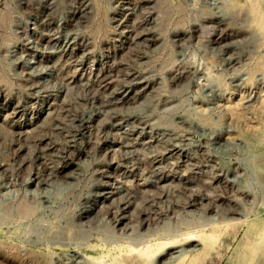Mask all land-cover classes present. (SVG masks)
I'll list each match as a JSON object with an SVG mask.
<instances>
[{
  "label": "rangeland",
  "instance_id": "rangeland-1",
  "mask_svg": "<svg viewBox=\"0 0 264 264\" xmlns=\"http://www.w3.org/2000/svg\"><path fill=\"white\" fill-rule=\"evenodd\" d=\"M261 258L264 0H0V264Z\"/></svg>",
  "mask_w": 264,
  "mask_h": 264
},
{
  "label": "crops",
  "instance_id": "crops-1",
  "mask_svg": "<svg viewBox=\"0 0 264 264\" xmlns=\"http://www.w3.org/2000/svg\"><path fill=\"white\" fill-rule=\"evenodd\" d=\"M254 240V239H253ZM256 242V241H255ZM256 244H257V242H256ZM256 246V245H255ZM251 264H264V258H261V259H259V260H256L255 262H253L252 261V263Z\"/></svg>",
  "mask_w": 264,
  "mask_h": 264
}]
</instances>
